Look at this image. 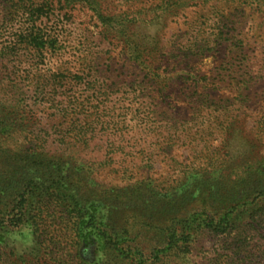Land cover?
Returning <instances> with one entry per match:
<instances>
[{"label":"rangeland","instance_id":"1","mask_svg":"<svg viewBox=\"0 0 264 264\" xmlns=\"http://www.w3.org/2000/svg\"><path fill=\"white\" fill-rule=\"evenodd\" d=\"M77 1L0 0V114L18 105V123L33 124L4 134L3 146L71 154L100 184L145 180L162 193L183 172L190 180L207 169L242 175L264 161V0H98L106 21L92 0ZM31 33L45 39L42 50ZM125 35L148 63L129 57ZM33 215L34 244L17 251L7 242L0 264L102 258L95 238L76 243L74 219L60 207ZM257 223L205 228L186 261L156 264H264V217ZM138 242L149 244H129Z\"/></svg>","mask_w":264,"mask_h":264},{"label":"trees","instance_id":"2","mask_svg":"<svg viewBox=\"0 0 264 264\" xmlns=\"http://www.w3.org/2000/svg\"><path fill=\"white\" fill-rule=\"evenodd\" d=\"M65 2L71 5L78 1ZM90 7L98 18L112 20L104 14L98 0L90 1ZM129 22L126 18L120 20L124 28H128ZM123 40L130 58L148 63L143 49L126 35ZM29 41L39 50L46 42L36 33L29 34ZM17 106L0 114L2 249L8 247L6 233L10 228L23 220L33 225L36 216L33 211L41 205H46L49 211L51 205L55 209L60 207L62 215L66 213L74 219L72 228L77 244L97 240L102 253L97 264H131L133 260L156 264L169 258L186 261L192 243L205 228L217 232L230 227L255 228L257 220L264 217V161L250 164L242 175L207 169L190 180V172H183L178 185L165 193L145 180L128 186H106L95 180L92 172L71 154L3 146L4 134L26 133L33 126L30 119L18 123ZM101 206L109 208L107 218L99 217ZM131 219L136 228L128 227ZM33 227L36 233L41 230L40 226ZM139 238L149 244H129ZM107 256L111 257L108 261ZM32 262L33 259L22 258L21 264Z\"/></svg>","mask_w":264,"mask_h":264},{"label":"clouds","instance_id":"3","mask_svg":"<svg viewBox=\"0 0 264 264\" xmlns=\"http://www.w3.org/2000/svg\"><path fill=\"white\" fill-rule=\"evenodd\" d=\"M149 35L153 34L154 29L148 28ZM6 238L10 246L14 247L17 251H23L30 248L34 244L33 227L32 224L23 220L18 224L13 225L6 233Z\"/></svg>","mask_w":264,"mask_h":264}]
</instances>
